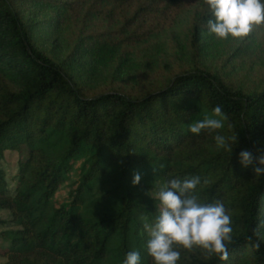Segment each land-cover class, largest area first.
Returning <instances> with one entry per match:
<instances>
[{
    "label": "trees",
    "instance_id": "trees-1",
    "mask_svg": "<svg viewBox=\"0 0 264 264\" xmlns=\"http://www.w3.org/2000/svg\"><path fill=\"white\" fill-rule=\"evenodd\" d=\"M209 19L204 0H0V210L19 227L2 232L1 264H123L129 251L155 264L143 227L158 214L152 193L195 176L199 202L225 204L233 243L227 261L177 246L178 264H264V240L252 246L264 176L239 160L264 149V24L242 43L259 62L241 73L236 53L207 61ZM46 30L67 35L68 51L47 49ZM101 57L111 78L85 77L95 70L79 61ZM217 105L224 128L192 134ZM217 134L237 135L232 153L217 149ZM7 151L19 156L13 193Z\"/></svg>",
    "mask_w": 264,
    "mask_h": 264
},
{
    "label": "clouds",
    "instance_id": "clouds-1",
    "mask_svg": "<svg viewBox=\"0 0 264 264\" xmlns=\"http://www.w3.org/2000/svg\"><path fill=\"white\" fill-rule=\"evenodd\" d=\"M204 3L214 17L207 21L208 34L218 40L245 38L254 26L264 24L262 0H204ZM227 120L228 116L217 105L211 116L189 124L188 130L196 135L202 130L217 131L224 128ZM228 127L231 128V124ZM214 139L217 149L232 153V143L237 142V135L225 137L217 134ZM257 153L254 155L252 151L242 150L239 160L245 168L253 165V171L259 177L264 176V149H257ZM140 180L141 175L136 172L133 185L139 184ZM200 183L199 176L184 180L171 179L155 191L153 198L159 201L158 214L151 223L144 218L143 225L149 237L147 252L155 264H178L181 252L177 246L189 251L199 248L206 256L215 254L221 261L229 259V246L233 243L231 217L222 201L199 202L193 193ZM262 226L264 222L253 229L257 239L252 246L256 250H259L260 242L264 240L260 231ZM248 240L252 241V236ZM123 264H141L140 252L129 251Z\"/></svg>",
    "mask_w": 264,
    "mask_h": 264
},
{
    "label": "rangeland",
    "instance_id": "rangeland-1",
    "mask_svg": "<svg viewBox=\"0 0 264 264\" xmlns=\"http://www.w3.org/2000/svg\"><path fill=\"white\" fill-rule=\"evenodd\" d=\"M185 17L183 18L182 22L184 25H187V21H184ZM36 21V18L34 19V22ZM182 24L180 27L175 30V35L180 36V30H181ZM253 32V31H252ZM252 32L250 34H252ZM249 34V35H250ZM206 36V35H205ZM207 39H205V56L207 61H210L212 63L217 62V60H223V56L228 53H236L237 57L236 60L238 61V71H242L243 73L246 69L249 68V66L252 64H258V53L259 51L254 50L253 47L247 48L242 46L243 41L247 38H232L229 37L227 40H218L213 35H207ZM39 40L42 44H45L47 49L49 50H55L56 53H60L62 51H65L68 49V47L71 45V40L69 37L65 34H62L61 36L58 35V32L53 30H46L44 31L40 36ZM57 47V49H56ZM55 48V49H53ZM68 51V50H67ZM105 57V56H104ZM101 57V64L91 61L89 59H81L79 63H81L79 66H81L82 72L87 71V69L91 67V71L93 72L95 70L96 76L92 75L91 73L85 74V77H91L93 80L102 81L105 79L111 78L112 74H114L113 71V65H111L110 62L105 60L106 58ZM264 61V60H263ZM88 65H87V63ZM222 62V61H221ZM111 65V66H110ZM93 69V70H92ZM18 160L19 156L15 152H6V158L3 162V167L6 171V179L8 181V188L11 193L14 192L17 179L16 174L18 173ZM77 172H74L72 174V179L76 178ZM157 191V190H155ZM155 191L152 193V195H155ZM69 193V187L65 186L62 187L58 194L57 199L59 201H63L67 198ZM12 214L8 210H0V264L6 262L7 258L2 255V253L10 248V244L8 241L3 239L2 232L5 230H11V229H18L19 227L15 225V223L12 221ZM151 223V222H149Z\"/></svg>",
    "mask_w": 264,
    "mask_h": 264
}]
</instances>
